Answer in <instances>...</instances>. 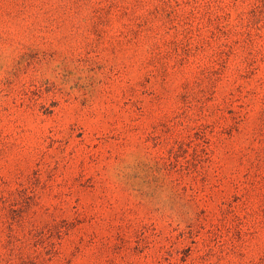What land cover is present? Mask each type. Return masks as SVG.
Instances as JSON below:
<instances>
[{
    "label": "rangeland",
    "instance_id": "374dc122",
    "mask_svg": "<svg viewBox=\"0 0 264 264\" xmlns=\"http://www.w3.org/2000/svg\"><path fill=\"white\" fill-rule=\"evenodd\" d=\"M0 264H264V0H0Z\"/></svg>",
    "mask_w": 264,
    "mask_h": 264
}]
</instances>
